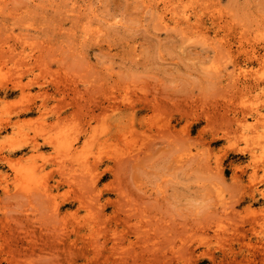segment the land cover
I'll return each instance as SVG.
<instances>
[{"label": "rangeland", "instance_id": "1", "mask_svg": "<svg viewBox=\"0 0 264 264\" xmlns=\"http://www.w3.org/2000/svg\"><path fill=\"white\" fill-rule=\"evenodd\" d=\"M262 57L264 0H0V264H264Z\"/></svg>", "mask_w": 264, "mask_h": 264}, {"label": "bare ground", "instance_id": "2", "mask_svg": "<svg viewBox=\"0 0 264 264\" xmlns=\"http://www.w3.org/2000/svg\"><path fill=\"white\" fill-rule=\"evenodd\" d=\"M165 1V0H164ZM171 1H173V0H171ZM148 2V1H147ZM150 2V1H149ZM169 4H170V2H168V6H169ZM173 4V3H172ZM165 6H166V4H165ZM171 7V6H170ZM176 9V8H175ZM168 11H171V10H168ZM187 11V10H186ZM176 13V12H175ZM178 14V13H177ZM172 18V17H171ZM181 19H183L186 23H189L190 22V16H188L187 15V13H185L183 16H182V18ZM179 18H178V16H175V17H173V21L175 22V23H178L179 22ZM254 51V53H255V50H253ZM259 56V55H258ZM263 56V55H262ZM256 57H257V55H256ZM261 58V57H260ZM264 57H262V59H263ZM252 61V60H251ZM263 61V60H262ZM259 64V63H258ZM263 64V63H262ZM259 66V65H258ZM260 68V67H259ZM264 68V67H263ZM240 70V69H239ZM254 71V70H253ZM252 71V72H253ZM255 73V72H254ZM246 74V73H245ZM248 75H249V73H247ZM241 75V74H240ZM239 75V76H240ZM244 77H245V75H244ZM252 77V76H251ZM255 77H257V75L255 76ZM247 78V77H246ZM258 78V77H257ZM260 78V77H259ZM264 79V78H263ZM255 80V79H254ZM259 81H262V79L260 80V79H258ZM253 81V80H252ZM256 82V81H255ZM248 83V82H247ZM258 83V82H257ZM258 85V84H257ZM263 85V84H262ZM261 87V86H260ZM112 107H114V106H112ZM111 106H110V108H112ZM117 107V106H116ZM118 108V107H117ZM115 109V108H114ZM105 110H107V109H105ZM105 110H103V111H105ZM107 111H109V110H107ZM106 112V111H105ZM105 112H103V113H105ZM113 112H115V110H113ZM235 112V111H234ZM243 113V112H242ZM245 113V112H244ZM101 115V114H100ZM103 115V114H102ZM239 115V114H238ZM244 115H246V114H244ZM260 115H262V114H260ZM235 116V115H234ZM257 116V115H256ZM104 117V116H103ZM242 117H243V114H242ZM254 117V116H253ZM237 117H235V119H236ZM246 118V117H245ZM259 118V117H258ZM264 118V117H263ZM234 119V120H235ZM259 121L261 120V118L260 119H258ZM239 121V120H238ZM243 121H244V119H243ZM236 122V121H235ZM234 122V123H235ZM241 122V121H240ZM257 122V121H256ZM231 125H232V123H231ZM229 126H230V123H229ZM236 127H238V125L236 126ZM235 127V128H236ZM229 128H231V127H229ZM233 129V128H232ZM231 130V129H230ZM234 130V129H233ZM237 130H240V129H237ZM173 131V130H172ZM235 131H236V129H235ZM160 132V131H159ZM168 132H170V131H168ZM234 132V131H233ZM238 132V131H237ZM236 132V133H237ZM164 133V132H163ZM167 133V132H166ZM165 133V134H166ZM235 133V132H234ZM233 133V134H234ZM162 134V133H161ZM171 134V133H170ZM167 135V134H166ZM174 135V134H173ZM6 161H8V160H6ZM109 170L111 171V168H109ZM97 177V176H96ZM95 178V177H94ZM94 185V184H93ZM47 190V189H46ZM46 192V191H45ZM47 193V192H46ZM48 194V193H47ZM44 195V194H43ZM48 196V195H47ZM49 196H50V194H49ZM55 201L57 202L58 201V196L57 197H55Z\"/></svg>", "mask_w": 264, "mask_h": 264}]
</instances>
